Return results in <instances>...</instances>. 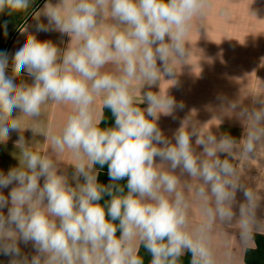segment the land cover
<instances>
[{
  "label": "clouds",
  "instance_id": "1",
  "mask_svg": "<svg viewBox=\"0 0 264 264\" xmlns=\"http://www.w3.org/2000/svg\"><path fill=\"white\" fill-rule=\"evenodd\" d=\"M30 2L0 0V13L26 11ZM208 7L209 0H61L33 18L38 32L49 30L40 23L44 15L51 30L69 34L66 51L29 33L11 57V75L9 53L0 51V144L18 132L21 150L19 165L0 171V253L11 257L9 264H144L141 245L151 253V264H179L186 250L191 264H216L210 233L217 222H233L238 191L245 197L239 204L243 245H254V231L264 233L256 218L260 197L241 182V171L232 163L237 155L255 157L264 146V109L241 113L245 133L239 141L229 135L217 140L195 127L188 131L183 121L173 144L156 121L185 105L164 92H146V109L135 99L137 88L157 86L165 76L174 79V64L188 55L193 21L203 19ZM107 18L115 23H105ZM4 29L6 36L7 22ZM109 64L117 71H103ZM24 71L33 82L15 83ZM49 102L74 106L59 131L51 125L41 131L54 151L67 152L74 161L75 188L47 154L25 146L24 131L38 127L42 106ZM103 107L111 109L115 127H99ZM17 109L22 116L14 118ZM24 117L30 118L28 124ZM194 136L201 154L192 146ZM95 165L108 166L107 186L98 182ZM177 168L202 182L194 190L202 217L194 229L184 191L193 189L181 184ZM125 178L127 194L118 184ZM10 185L5 195L2 190ZM104 195L111 199L102 205ZM20 242L31 243L35 255H24Z\"/></svg>",
  "mask_w": 264,
  "mask_h": 264
},
{
  "label": "crops",
  "instance_id": "2",
  "mask_svg": "<svg viewBox=\"0 0 264 264\" xmlns=\"http://www.w3.org/2000/svg\"><path fill=\"white\" fill-rule=\"evenodd\" d=\"M61 0H43L32 13L23 21L13 34L6 52L9 53V75L12 73V60L15 52L26 42L27 35L33 34L40 42L51 41L62 52L71 44L72 37L59 31L51 30L54 26L48 19L41 15L40 23L47 27L48 31H37L36 21L33 16L36 12H43L45 5L58 6ZM210 7L205 11L204 18L194 19L191 31L187 37L185 48L188 52L184 60H177L174 64L175 77H163L157 86L143 85L135 90V99L139 105L147 108L144 94L152 91L155 94L164 92L173 98L177 104L183 103V110L175 109L172 115L161 114L156 121L164 137L175 144V133L181 126V122L187 121L188 131L193 127L200 133H211L219 140L223 135H229L239 141L245 133V121L241 113L245 110H262L264 105V0H209ZM105 23L113 24L111 18ZM22 28L27 32L21 33ZM158 66L160 61H157ZM103 71H117L115 65H107ZM31 84L33 77L26 71L16 77L15 83ZM222 97L223 99H218ZM143 103H139L142 102ZM101 98H97L96 107L99 109ZM231 104H236L235 109ZM104 108V107H103ZM74 106L70 102L55 104L49 102L42 106L41 116L38 118V127L25 130V146L47 154L56 164L58 174L68 177V183L73 188L77 181L73 179L76 173L72 158L69 153L59 154L50 146L41 129L49 125L55 131L66 123ZM14 118L22 116L17 109L13 113ZM175 117V118H173ZM25 124L30 122L29 117H24ZM18 132H11L5 144H0V171L7 173L11 167L19 165L18 156L20 149L17 147ZM197 137L192 138V146L197 154L203 152V147L196 145ZM157 147H164L158 144ZM221 159L229 158L226 154H220ZM156 163L163 165L167 170L169 165L156 158ZM232 163L241 171V182L250 190L257 192L260 197L256 218L264 224V146L258 147L255 157L243 159L237 155ZM95 169V167H94ZM96 170V169H95ZM97 171V170H96ZM98 172V171H97ZM181 184L191 185L193 191L185 189V196L190 203L189 226L195 228L201 222L199 204L195 199L194 190L202 183L181 172L175 170ZM83 183V176L79 177ZM43 184V178L40 181ZM3 189L5 195L11 187ZM237 204L234 206L235 218L231 224L217 222L210 233V245L214 252L216 264H246L245 254L248 249L256 247L254 235H263L259 231L253 232L251 247H245L241 240L239 227V204L245 202L243 192L236 194ZM46 203V201H45ZM7 215V208L3 209ZM24 255L29 259L35 255L32 244L19 243ZM11 257L0 253V264H9Z\"/></svg>",
  "mask_w": 264,
  "mask_h": 264
},
{
  "label": "trees",
  "instance_id": "3",
  "mask_svg": "<svg viewBox=\"0 0 264 264\" xmlns=\"http://www.w3.org/2000/svg\"><path fill=\"white\" fill-rule=\"evenodd\" d=\"M43 0H31L30 5L26 11L23 12H12L9 14L8 10H5L3 13H0V51H6L8 44L19 26L23 21L32 13V11L42 2ZM7 22V35L5 36L4 24ZM142 109H145L142 105H139ZM103 117L99 127L103 129L115 127V117L113 116L111 109L104 107L103 108ZM98 171V182L107 186L111 183L108 176V166L104 165L101 168L99 165L94 166ZM118 184L124 187V192L127 194V178L118 182ZM111 197L104 195L100 201L103 205L105 202L109 201ZM114 223L118 224L119 221ZM120 235L118 230L117 236ZM254 242L256 247L254 249H248L245 254V263L246 264H264V236L263 235H254ZM139 254L142 256L144 264H151V253H149L143 245L140 246ZM179 264H191V253L187 250L179 258Z\"/></svg>",
  "mask_w": 264,
  "mask_h": 264
}]
</instances>
